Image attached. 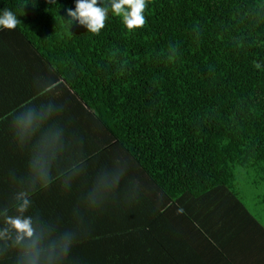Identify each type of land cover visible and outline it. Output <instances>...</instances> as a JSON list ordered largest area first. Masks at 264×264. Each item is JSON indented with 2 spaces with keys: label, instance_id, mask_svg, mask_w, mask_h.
Here are the masks:
<instances>
[{
  "label": "trees",
  "instance_id": "1",
  "mask_svg": "<svg viewBox=\"0 0 264 264\" xmlns=\"http://www.w3.org/2000/svg\"><path fill=\"white\" fill-rule=\"evenodd\" d=\"M69 8L0 0L19 20L0 28V264H199L194 244L263 243L264 0H146L143 27L110 10L98 34Z\"/></svg>",
  "mask_w": 264,
  "mask_h": 264
},
{
  "label": "clouds",
  "instance_id": "2",
  "mask_svg": "<svg viewBox=\"0 0 264 264\" xmlns=\"http://www.w3.org/2000/svg\"><path fill=\"white\" fill-rule=\"evenodd\" d=\"M145 8L146 0H109L108 7L100 6L98 0H75V9L69 8L66 11L71 23L76 22L91 33L98 34L105 26L110 10L114 15L122 18L127 30L143 27L146 23L143 15ZM18 24L19 20L12 11L5 9L0 14V28L13 30ZM254 66L260 68L259 63H255ZM18 198L22 201L18 211L23 213L27 210L30 201L25 193L18 194ZM6 222L15 230L18 240L34 237L35 230L30 217H7Z\"/></svg>",
  "mask_w": 264,
  "mask_h": 264
},
{
  "label": "crops",
  "instance_id": "3",
  "mask_svg": "<svg viewBox=\"0 0 264 264\" xmlns=\"http://www.w3.org/2000/svg\"><path fill=\"white\" fill-rule=\"evenodd\" d=\"M54 99L56 100V106L59 108L60 118L57 121L56 125L52 126H58L61 127L62 130L60 133L66 137V131L63 129L64 124L67 121L72 118L71 111L69 110V106L73 105L77 109L75 102L72 100L70 94H66L64 90H62L59 94H55ZM79 110V109H78ZM29 116H25L24 119H28ZM32 117H29L31 120ZM55 119V118H53ZM34 120V119H33ZM49 123H46L47 127L49 126ZM53 135H58L57 132H53ZM264 241V240H263ZM223 245H218L217 247H209L203 248L201 245L194 244L193 247V259L196 260L199 264H212L215 263L218 260H221L220 252L223 250V248H227L228 252L225 253V257L228 260V264H264V242L257 245H249V243L240 246V247H229L227 243H220ZM210 252V254H208ZM223 264V263H222Z\"/></svg>",
  "mask_w": 264,
  "mask_h": 264
},
{
  "label": "rangeland",
  "instance_id": "4",
  "mask_svg": "<svg viewBox=\"0 0 264 264\" xmlns=\"http://www.w3.org/2000/svg\"><path fill=\"white\" fill-rule=\"evenodd\" d=\"M251 178V181L253 180L252 175H247L244 174L241 170V167L237 166L236 169L234 170V182H235V187L239 190L240 195L242 196L243 199H245V204L247 207H253V200L255 199V196L257 194V191L254 190L250 184L249 181ZM259 193L262 192V189H257Z\"/></svg>",
  "mask_w": 264,
  "mask_h": 264
}]
</instances>
